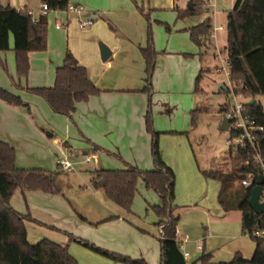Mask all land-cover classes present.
<instances>
[{
	"label": "crops",
	"instance_id": "crops-1",
	"mask_svg": "<svg viewBox=\"0 0 264 264\" xmlns=\"http://www.w3.org/2000/svg\"><path fill=\"white\" fill-rule=\"evenodd\" d=\"M187 1L68 0L69 5L82 7V13L65 10L48 13L47 49L28 54L30 68L26 77L17 72L12 36L10 49L0 52V64L6 66L11 76L10 83L0 72V87L28 105V108L14 107L0 100V141L15 148L19 169L47 172L58 189L56 193L17 190L10 200L15 211L34 219L25 223L31 245L48 239L67 246L79 264H123L70 241L67 234H72L108 251L134 259L143 258L147 264H160L159 219L154 212L146 210L161 204L159 196L147 189L140 179L138 195L146 200L143 203L140 200L133 211L135 197L132 212L127 213L109 200L100 186H94L93 172L124 169L126 164L140 170L154 169L152 138L145 121L148 108L147 95L143 92L145 61L140 51L147 45V32L140 9L150 11L152 21L163 22L170 29L165 39L161 34L157 37L155 31L157 56L152 84L157 90L163 78L170 75V66L186 65L187 52L193 51L189 40L180 36L183 29L190 26L186 17H178L179 12H183L182 4ZM0 6L34 10L39 16L40 3L35 0H0ZM217 14L215 5L214 18ZM153 16L157 18L153 20ZM81 19L93 20V24L81 29ZM207 19L211 17L202 15L196 25ZM56 24L62 27L57 28ZM100 42L111 52L107 61L101 58ZM68 50L87 69L89 78L101 93L78 103L70 116H62L54 113L30 89L54 86L56 70L63 65ZM256 97L248 98L249 103L256 101ZM159 112L162 108L154 113V126L158 131H165ZM174 132L175 135L161 136L160 154L176 177L174 204L180 215L177 229L186 238L180 247L183 256L188 254L185 260L201 264L198 259L203 249L212 254L214 263H228L236 253L251 259L256 244L243 233L241 212L223 209L218 201L220 181L202 174V171L213 169L199 166L189 133ZM61 144L73 153L76 149L85 155L92 153L96 168L90 172L89 184L85 182L84 186L76 188L71 180H63L62 173L66 171L57 164L65 152Z\"/></svg>",
	"mask_w": 264,
	"mask_h": 264
},
{
	"label": "trees",
	"instance_id": "trees-1",
	"mask_svg": "<svg viewBox=\"0 0 264 264\" xmlns=\"http://www.w3.org/2000/svg\"><path fill=\"white\" fill-rule=\"evenodd\" d=\"M51 10H66L68 0H43ZM192 10L179 12V18L202 13L201 0H191ZM141 14L148 19L147 45L141 48L145 61L146 86L143 92L151 95L152 79L156 65L157 52L154 46L150 14L140 9ZM48 24L46 16H41L34 23L27 9L16 10L10 6H0V52L10 49V37L14 39L17 72L26 77L29 72L30 52H44L47 49ZM169 29V28H168ZM211 30V20L189 29L192 41L200 48L202 42ZM230 80L238 82L247 98L264 95V0H236L233 9L227 14V45ZM204 71H200L195 91L200 92V81ZM30 92L40 96L56 114L70 116L75 112L78 103L87 102L91 97L99 95L101 90L91 81L87 69L80 65L68 50L64 63L56 70L53 87L30 89ZM0 100L14 107L28 108L23 100L13 93L0 87ZM226 106L222 108L224 111ZM247 109L256 125L264 128V108L255 101ZM199 110L192 111V125L195 126V116ZM146 130L151 135L153 170H140L126 164L124 169H100L93 172V184L98 182L107 198L117 204L127 213L132 212V205L138 192V181L141 179L147 189L153 190L161 199V204L151 207L158 217L157 227L160 236V264H188L176 241V230L180 221L175 203L176 177L173 170L162 160L158 140L159 133L154 130L151 103L145 116ZM264 155V131L260 140ZM249 152L239 153L235 160L242 163L234 172L223 173L202 171V174L221 183L218 201L225 211L238 210L242 214L243 233L264 228V214H257L249 205L253 186L235 187V182L243 180L252 173L255 178L261 174L259 167L244 162L250 159ZM119 158V156L116 155ZM41 191L56 193L58 189L50 174L43 170H24L16 166L15 148L0 141V264H79L69 253L67 246L43 239L35 245L27 240L26 221H34L30 215H22L15 211L10 200L15 191ZM74 241L92 252L123 264H147L143 258H130L106 249L100 248L72 234H67ZM256 244L253 257L245 259L241 253H236L228 263L212 262V254L203 252L198 259L201 264H264V239L251 238Z\"/></svg>",
	"mask_w": 264,
	"mask_h": 264
},
{
	"label": "rangeland",
	"instance_id": "rangeland-1",
	"mask_svg": "<svg viewBox=\"0 0 264 264\" xmlns=\"http://www.w3.org/2000/svg\"><path fill=\"white\" fill-rule=\"evenodd\" d=\"M189 1L191 0L182 4V11L187 10ZM233 1L234 0H212L210 3H204L201 1L203 5L202 13L186 17L188 19L187 23H190V26L189 28H184L180 36L187 38L193 45V51L187 52L188 62L184 66L172 64L170 66V70L168 71L170 72V75L163 78L160 87L156 90L152 84L153 91L151 95L146 94L147 103H151L153 126L154 113L158 111V109L162 108V112H159L158 116L162 118L160 119L162 120V129L165 131H158L154 126V130L159 133V150L160 138L162 135H175V130H177L178 133H189L199 166H207L210 167V169H213V171L223 173L234 172L236 169L240 168L242 164L231 156L228 144V139L230 138L229 132L220 129L221 122L224 118L222 108L229 103H233L230 101L228 92L220 89V85L222 83H224L225 86L228 84L226 74L229 71V66L228 62H224L223 64L222 60H227L228 58V52L226 50L227 14L230 12V7L233 5ZM215 5L216 11L218 12L216 18L213 16ZM146 12L151 14L148 10H146ZM163 14L166 15V17L168 16L167 13ZM204 14L211 17V25H214L216 22L218 25H223L225 29L220 31L215 38L207 41L203 38L202 42L204 47L200 48L192 41L189 29L197 26L196 23H198L200 17ZM156 18V16H153V20ZM144 20L146 22V32H148L149 21L145 17ZM150 23L153 31V39L155 38V31L157 37L161 34V36L165 39L167 36L166 34L170 32L168 25L163 22L152 21L151 16ZM211 31L212 26L210 32ZM103 63L106 64L107 62ZM223 65L225 69L220 72ZM196 66H198V70L196 69ZM200 70H205V72L200 81L201 91L196 92V80ZM0 72L4 74L11 83V76L8 75L5 65L0 64ZM232 83L241 89L242 86L238 82ZM256 101L264 108V95H257ZM166 110L167 112H165ZM194 110H199L195 116V126L193 128H188L192 125L191 111ZM183 127L186 129L185 131ZM187 128L189 130H187ZM171 130L173 131L171 132ZM88 153V156L92 160L91 164L83 163L76 166L75 171L62 173L63 180H71L76 188L84 186L85 182L89 184V176L91 175L90 172L95 171L96 164L94 163L92 153ZM74 154L79 157L78 161H82L84 159L85 154L81 150L76 149ZM241 181L242 180L236 181L235 187L241 186ZM135 197L137 198V202L135 203L136 205L133 211L136 210L137 204L140 200L142 203L146 200L143 195H138V192ZM262 200L264 201V197ZM146 210L154 212L151 207H148ZM144 213L146 214L145 210ZM182 213H184V211ZM250 240L252 239L250 238ZM187 263L192 264L188 261Z\"/></svg>",
	"mask_w": 264,
	"mask_h": 264
},
{
	"label": "built area",
	"instance_id": "built-area-1",
	"mask_svg": "<svg viewBox=\"0 0 264 264\" xmlns=\"http://www.w3.org/2000/svg\"><path fill=\"white\" fill-rule=\"evenodd\" d=\"M40 3V8L37 11L39 16H36V11L27 10L28 13L32 17V21L34 23L39 21L41 16H47L50 11H62V10H51L49 5L43 0H35ZM204 3H210L212 0H201ZM24 10V9H23ZM83 8L80 6L69 5L65 11L68 12H76L78 14L82 13ZM93 24V20H79V27L81 29H86ZM57 28H61L62 25L56 24ZM225 27L223 25H217L214 23L212 26V31L207 35L205 40H209L215 38L217 33L221 30H224ZM228 59V58H227ZM227 62V60H222V63ZM224 65L222 66L220 72L224 70ZM227 81L228 84L227 92L230 96V101L233 103H229L226 105L225 110L223 111L224 116L230 120V124L228 127V132L230 134V138L228 139V144L231 151V156L236 158V156L241 152H249L251 154L250 159L244 162L245 166H250L251 164L257 166L261 170V174L264 177V155L261 149V136L263 134L264 128L262 126L256 125L253 118L248 112L247 103L249 102L248 98L245 96L242 89L238 88L236 85L230 80V70L227 72ZM61 147L65 150V152L61 155V157L57 160L58 167L62 171L71 172L75 171V167L77 164H90L92 162L91 158L88 155L84 156L82 161H74L73 159H79L72 151L67 150L64 144H61ZM259 175V176H260ZM258 176V177H259ZM257 177V178H258ZM255 176L250 173L247 178L243 179L240 183L243 187L249 188L251 186L255 187V182L257 180ZM264 197V184L261 193V202H263ZM249 238H258L264 239V228L256 229L252 232L245 234ZM185 237L181 235L179 230H176V241L179 247L183 246L185 241ZM201 249V248H200ZM188 254L184 256L187 257Z\"/></svg>",
	"mask_w": 264,
	"mask_h": 264
},
{
	"label": "water",
	"instance_id": "water-1",
	"mask_svg": "<svg viewBox=\"0 0 264 264\" xmlns=\"http://www.w3.org/2000/svg\"><path fill=\"white\" fill-rule=\"evenodd\" d=\"M187 9L188 10L193 9L192 1L189 2ZM99 47H100L102 60L107 61L111 56V52H110L109 48L102 43L99 44ZM220 89L227 91V88H226V86H224V83L221 84ZM254 103H255V100H252L249 104L252 105ZM229 124H230V120L224 116L222 123H221V126H220V129L223 131H228ZM102 184H103L102 181L98 182L99 186H102ZM263 184H264V177L262 175H260L255 182V187L252 189L251 197L249 199L250 207L257 214H264V201L263 202L260 201L261 200V193H262V189H263ZM35 264H38V262L35 261Z\"/></svg>",
	"mask_w": 264,
	"mask_h": 264
}]
</instances>
